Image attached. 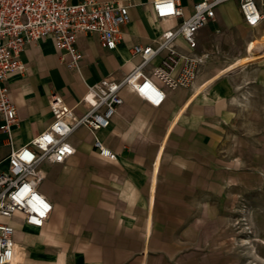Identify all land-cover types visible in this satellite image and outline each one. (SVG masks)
Listing matches in <instances>:
<instances>
[{"label":"crops","instance_id":"0c3cea01","mask_svg":"<svg viewBox=\"0 0 264 264\" xmlns=\"http://www.w3.org/2000/svg\"><path fill=\"white\" fill-rule=\"evenodd\" d=\"M100 1L130 7L131 22L122 27L116 50H105L97 35L80 36L78 71L61 64L50 38L21 53L25 70L9 79L18 123L11 141L0 129V174L8 169L12 150L28 145L53 123V94L84 113L85 106L77 103L89 86L107 77L123 80L139 63L132 47L152 44L176 23L156 21L153 0ZM201 1L178 0L186 16ZM263 1L256 0L262 13ZM263 38L264 21L248 27L239 3H225L196 36L195 49L183 39L176 43L181 55L213 58L191 88L168 92L160 108L125 90L111 127L96 133L77 130L69 138L75 154L42 166L46 179L39 191L53 204L49 221L43 228L15 222L16 264H245L238 240H247L238 239L242 227L233 229V223L246 220L249 191L263 180L248 172L241 154L226 150L240 88L216 76L249 56L251 43ZM160 62L155 59L153 66ZM3 123L0 118V128ZM95 138L117 159L101 157ZM248 219L264 241V209L250 211Z\"/></svg>","mask_w":264,"mask_h":264},{"label":"built area","instance_id":"2783aa9c","mask_svg":"<svg viewBox=\"0 0 264 264\" xmlns=\"http://www.w3.org/2000/svg\"><path fill=\"white\" fill-rule=\"evenodd\" d=\"M232 1L239 3L248 27L255 28L264 21L256 0H203L195 4L189 16L178 0H153L154 19L176 23L152 44L132 47L133 57L138 58L139 63L123 80L107 77L89 86L77 103L86 108L82 114L76 112L77 106H69L59 94L51 96L53 123L28 145L12 150L8 157L9 167L0 174V264H16L18 259L15 222L21 220L26 225L43 228L51 218L53 204L39 191L46 179L43 164L63 163L73 156L76 150L69 138L80 128L96 133L111 127L118 109L124 104L125 90L153 108H160L168 92L191 88L209 54L184 56L176 43L183 39L195 49L196 36L216 20L217 8ZM130 22V7L114 2L0 0V118L4 122L0 129L8 134L9 141L12 140V127L18 123L9 79L24 72L26 66L20 55L28 46L50 38L61 64L78 71L83 60L78 48L80 36L97 35L105 50L114 51L122 41V27ZM157 58H161V62L153 66ZM94 147L101 157L111 161L117 159L100 139L95 138Z\"/></svg>","mask_w":264,"mask_h":264},{"label":"rangeland","instance_id":"374dc122","mask_svg":"<svg viewBox=\"0 0 264 264\" xmlns=\"http://www.w3.org/2000/svg\"><path fill=\"white\" fill-rule=\"evenodd\" d=\"M261 5L264 8V1ZM262 40V43L255 42L252 51L254 60L244 68L223 75L238 82L240 88L232 121L227 125L226 150L230 154H241L247 162L248 172L257 174L263 180L261 186L249 191L247 204L243 206L248 214L246 220L243 216L233 223V229L242 227V237L238 239L247 240L246 243L238 240L240 245H244L245 264H264V241L256 236L248 219L250 211L264 209V51L256 52L257 46H264V38ZM212 60L210 57L206 62Z\"/></svg>","mask_w":264,"mask_h":264},{"label":"bare ground","instance_id":"6f19581e","mask_svg":"<svg viewBox=\"0 0 264 264\" xmlns=\"http://www.w3.org/2000/svg\"><path fill=\"white\" fill-rule=\"evenodd\" d=\"M254 48H255V43L253 42L250 45V55L249 56H247L245 58L238 59L235 62H233L232 64L228 65L222 71H220L219 73H217L216 78L221 77V76H223V75H225L227 73L233 72V71H235L237 69L244 68L248 62H251L252 60H254L255 56H254V54L252 52L254 50ZM208 84H210V82L206 83L204 85V87L207 86Z\"/></svg>","mask_w":264,"mask_h":264}]
</instances>
